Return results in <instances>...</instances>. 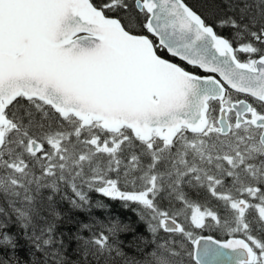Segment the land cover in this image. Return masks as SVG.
Instances as JSON below:
<instances>
[{
  "label": "snow or ice",
  "instance_id": "obj_1",
  "mask_svg": "<svg viewBox=\"0 0 264 264\" xmlns=\"http://www.w3.org/2000/svg\"><path fill=\"white\" fill-rule=\"evenodd\" d=\"M63 203L89 217L67 235ZM73 241L79 264H264V0H0V264Z\"/></svg>",
  "mask_w": 264,
  "mask_h": 264
},
{
  "label": "trees",
  "instance_id": "obj_2",
  "mask_svg": "<svg viewBox=\"0 0 264 264\" xmlns=\"http://www.w3.org/2000/svg\"><path fill=\"white\" fill-rule=\"evenodd\" d=\"M188 2L190 4H192L194 7H198L200 4V0H188ZM221 34L225 35V36L229 35L227 30H222ZM88 195L93 202H95L97 200H103L109 206V211L113 217L119 218L122 221H127L128 219H131L134 221L136 219V217L133 216L131 212L125 211L121 207L120 202L111 201V200H108L107 198H103L100 196L99 193H95V192H89ZM60 207L70 217L68 222L65 223L64 225H62L60 228V231H63L65 233V235H67L71 232H75L77 230V228L79 227V224L86 223L89 221V217L86 214H82V213L77 214V213L69 212L68 211L69 206L66 203L61 204ZM104 217H105V213L103 210H99V209L94 210L93 215H92L93 219L103 220ZM80 234L85 239L88 236L87 231L82 232ZM204 235H211L212 237H214L217 240H224L227 238L221 233H204ZM122 238L127 239V237H122ZM75 248H76V243H75V241H73V243L71 244L70 249H69V257L73 261V264H79V261L81 259L80 255L77 252L71 250V249H75ZM21 255L26 256L29 260L35 259V257L31 256V254L27 253L26 249L22 250ZM132 255H136L137 259H139L141 256V253H133L131 250H129V256H132ZM185 259H188V257H185ZM190 264H194V262L190 261Z\"/></svg>",
  "mask_w": 264,
  "mask_h": 264
},
{
  "label": "flooded vegetation",
  "instance_id": "obj_3",
  "mask_svg": "<svg viewBox=\"0 0 264 264\" xmlns=\"http://www.w3.org/2000/svg\"><path fill=\"white\" fill-rule=\"evenodd\" d=\"M161 54H162V55H165L166 58L171 59V60H174L175 62L179 63V61H178L177 59L172 58V57L170 58L169 56H167L166 53H161Z\"/></svg>",
  "mask_w": 264,
  "mask_h": 264
},
{
  "label": "water",
  "instance_id": "obj_4",
  "mask_svg": "<svg viewBox=\"0 0 264 264\" xmlns=\"http://www.w3.org/2000/svg\"><path fill=\"white\" fill-rule=\"evenodd\" d=\"M169 57H170V56H169ZM170 58H171V57H170ZM172 58H173V57H172ZM175 59H176V58H175ZM205 236H207V235H205ZM213 239H215V238H213ZM226 239H227V238H226ZM226 239H225V240H226ZM216 240H217V239H216ZM218 241L223 242L224 240H218Z\"/></svg>",
  "mask_w": 264,
  "mask_h": 264
}]
</instances>
